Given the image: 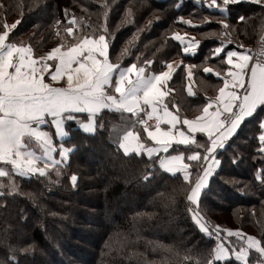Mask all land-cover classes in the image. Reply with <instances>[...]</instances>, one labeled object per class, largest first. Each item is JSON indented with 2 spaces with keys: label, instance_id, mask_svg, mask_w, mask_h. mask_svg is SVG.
Listing matches in <instances>:
<instances>
[{
  "label": "trees",
  "instance_id": "obj_1",
  "mask_svg": "<svg viewBox=\"0 0 264 264\" xmlns=\"http://www.w3.org/2000/svg\"><path fill=\"white\" fill-rule=\"evenodd\" d=\"M204 2L0 0V31L3 23L19 20L9 39L26 43L35 55H43L52 47L74 42L75 35L103 34L101 5L107 3L106 35L112 62L122 66L135 62L149 72L162 71L165 61L179 59L197 66L192 69L196 95L188 94L190 79L182 65L168 83L175 98L167 99L170 104L177 102L182 115L194 116L205 97L216 93L222 83L204 73L203 67L225 66L211 55L220 39L203 35L219 32L222 26L215 22L201 25L202 18H227L235 26L227 48L254 47L264 23V14L254 3L229 5L225 14L209 9ZM129 9L131 22L122 23ZM73 16L75 25L69 23ZM240 16L246 17L245 21H239ZM179 17L192 19L196 26L183 24ZM69 26L73 36L66 33ZM182 30L191 33L190 39L195 35L201 40L195 55L183 54V46L172 37L173 32L183 35ZM126 45L131 55L118 58ZM145 60L153 63L144 64ZM120 122L119 113L104 110L103 127L98 123L94 133H84L78 126L73 128L76 123H70L71 135L65 144L73 150L60 165L62 175L57 178L51 173V181L58 182L13 174L17 190L0 189V264H202L211 258L218 241L202 234L190 219L182 175L159 169L158 163L144 154L125 155L116 136L109 134ZM257 134L258 121L249 118L219 152L221 166L210 178L199 205L211 230L220 225L264 238V183L255 179L264 166V154L258 151ZM197 139L205 137L198 135ZM192 149L202 151L195 145ZM73 174L78 177L75 186L70 180ZM0 180L7 185L6 177ZM224 243L227 246L228 242ZM231 264L238 262L232 259Z\"/></svg>",
  "mask_w": 264,
  "mask_h": 264
},
{
  "label": "snow or ice",
  "instance_id": "obj_2",
  "mask_svg": "<svg viewBox=\"0 0 264 264\" xmlns=\"http://www.w3.org/2000/svg\"><path fill=\"white\" fill-rule=\"evenodd\" d=\"M244 2L258 5L264 14V0H206L209 9H219L225 14L229 5ZM101 7L105 20L100 26L103 34L75 35L69 45H57L38 56L28 44L9 39L19 20L10 25L3 23L0 31V178L6 177L8 183L5 185L0 180V189L17 190L13 174L23 178L47 177L50 181L52 172L57 178L62 175L60 165L68 159L72 149L61 144L60 159H56L53 134L42 126L54 128L55 136L64 137L66 122L74 121L84 133H94L98 123L103 127L104 110L114 111L120 114L121 122L113 126L109 134L116 136L125 155L144 154L158 163L159 169L173 176L182 175L190 219L202 234L215 236L218 241L211 249V258L202 264L215 261L231 264L232 259L238 264H264V238L258 239L239 229H222L220 225L210 230L199 207L210 178L221 166L220 150L238 135L249 118L258 121V151L264 154V44L251 54L247 50H228L225 44L230 42L235 26L227 18L218 21L202 18L201 25L215 22L222 26L219 32L203 34L220 39L211 55L225 66L216 69L205 66L203 72L214 75L222 83L216 88V95L205 97L202 107L197 109L198 115L182 118L177 104L172 102L170 108L165 100L172 91L168 81L182 65L187 78L191 79L192 69L197 66L181 59L178 63L165 61L166 70L146 72L144 66L135 62L127 67L112 62L110 38L106 35L109 6L103 3ZM131 15L129 9L122 23L131 22ZM178 19L185 25L196 26L192 19ZM245 19L238 17L239 21ZM76 22L75 16L69 21L72 25ZM55 23L58 25L60 21ZM66 33L73 36V27H67ZM172 37L183 46L185 55H195L201 43L199 39H188L187 33L173 32ZM261 40L264 41V36ZM128 55L131 52L126 45L118 58ZM152 63V60L144 61L147 65ZM188 94L196 95L190 87ZM197 133L205 139L198 140ZM145 136L151 144L145 142ZM193 145L202 151L193 150ZM180 146H185L183 151ZM186 152L190 154L186 156ZM161 153L163 155H157ZM77 179L75 174L70 176L73 186ZM255 179L264 183V166L257 170ZM51 182L56 183L58 179ZM230 237L236 239L229 240ZM224 241L228 242L227 246Z\"/></svg>",
  "mask_w": 264,
  "mask_h": 264
},
{
  "label": "crops",
  "instance_id": "obj_3",
  "mask_svg": "<svg viewBox=\"0 0 264 264\" xmlns=\"http://www.w3.org/2000/svg\"><path fill=\"white\" fill-rule=\"evenodd\" d=\"M188 39H190V38L188 37ZM228 43H229V42H228ZM228 43L225 44V48L228 49V50L233 49V48H227ZM219 44H220V42H219ZM219 44H218L217 46H219ZM250 48H252V47H243V48H236V47H235L236 50H247V51H249V53L251 54ZM175 62H178V60H176ZM168 83H169V81H168ZM193 84H194V81H193V78H191V80H189V82H188L187 91H188V88H189V87L193 90ZM168 88H169V87H168ZM171 90H172V89H171ZM172 91H173V90H172ZM172 91H171V92H172ZM216 94H217V93H214L213 96L216 95ZM210 97H211V96H210ZM167 99H168V97H165L166 102H169ZM169 104H170V103H169ZM170 108H171V104H170ZM171 110L175 111V109H171ZM179 114L181 115L182 118L185 117V116H186L187 118H193V117H190V116H187V115H184V114L182 115L180 112H179ZM81 115H82V117H85V114H81ZM70 123H73V124H74V123H76V122H74V121H68V122H66L65 132L67 133V135L64 136V137H57V136H55V130H54V128H53V129H49L47 125L42 126L44 130H50L51 133L53 134L54 144L57 146V152H56V153H53L54 157L59 156V146H60L61 144H62L65 148H67V149H72V150H73L72 147H69V146H67V145L65 144V141H66V140L70 137V135H71V133H70V131H69V130H70V126H69ZM149 123H150V124H153L154 121H149ZM71 125H72V124H71ZM75 126H76V127L78 126L77 123H76V125L74 124L73 128H74ZM161 126H162V127H165V125H161ZM78 127H79V126H78ZM195 135H196V138H197L198 135H202V134L197 133V134H195ZM145 138H146V136H145ZM146 139H147V138H146ZM145 142H147V143H149V144L152 143L151 141H148V140H146ZM184 148H185V146H180V149H181L182 151L184 150ZM71 152H72V151H70L69 155L71 154ZM170 152H171V150H170ZM38 154H39V151H38ZM173 154H174V153H173ZM188 154H190V153H188ZM157 155H163V153H161V154H157ZM185 155H186V153H185ZM68 158H69V157H68ZM67 160H68V159H67ZM67 160L64 161V162H62V164L65 163V162H67ZM185 162H187V160H186ZM41 164H43V161L41 162Z\"/></svg>",
  "mask_w": 264,
  "mask_h": 264
},
{
  "label": "rangeland",
  "instance_id": "obj_4",
  "mask_svg": "<svg viewBox=\"0 0 264 264\" xmlns=\"http://www.w3.org/2000/svg\"><path fill=\"white\" fill-rule=\"evenodd\" d=\"M201 1H203V0H201ZM204 4L207 6V3H206V0H205V2H204ZM216 19V18H215ZM263 27H264V23H263V26L261 27V31H260V36H261V34H262V31H263ZM182 33L184 34V33H187V34H191L189 31H186V30H182ZM260 36H259V38H260ZM190 37H192V38H194L195 37V35H192V36H190ZM259 38H258V40H259ZM257 40V41H258ZM30 46V45H29ZM51 50V49H50ZM62 50H64L63 49V47H62ZM35 55V54H34ZM180 61V59L178 60V62ZM177 62V63H178ZM128 66V65H127ZM127 66H124V67H127ZM214 67L215 68H219L217 65H214ZM163 70H166V67L163 69ZM193 71H194V68H193ZM146 72H149V71H146ZM150 72H153V71H150ZM191 80V79H190ZM173 90V89H172ZM215 93V92H214ZM213 93V94H214ZM213 94H212V96H213ZM169 97H171L172 99H174L175 98V92H174V90L172 91V92H170L169 93ZM174 103H176L177 104V102L176 101H173ZM199 114V113H198ZM197 114V115H198ZM188 116V115H187ZM190 117H193V116H191V115H189ZM195 116V115H194ZM56 159H60V157L59 156H57V157H55Z\"/></svg>",
  "mask_w": 264,
  "mask_h": 264
},
{
  "label": "built area",
  "instance_id": "obj_5",
  "mask_svg": "<svg viewBox=\"0 0 264 264\" xmlns=\"http://www.w3.org/2000/svg\"><path fill=\"white\" fill-rule=\"evenodd\" d=\"M262 36H264V27H263L262 34H261L259 40L257 41L256 45H255L254 47L250 48L251 53H252V52H256V51H258L259 48H260V46H261L262 44H264V41L261 40V37H262ZM210 230H211V229H210ZM221 236H222V235H221ZM208 237H209V236H208ZM209 238L212 239V240H214V241H217L216 238H215V236H213V237H209Z\"/></svg>",
  "mask_w": 264,
  "mask_h": 264
}]
</instances>
